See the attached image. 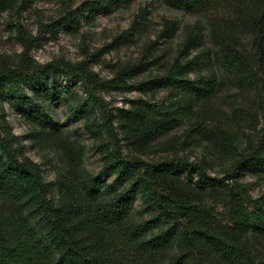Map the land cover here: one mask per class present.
<instances>
[{
	"label": "trees",
	"instance_id": "1",
	"mask_svg": "<svg viewBox=\"0 0 264 264\" xmlns=\"http://www.w3.org/2000/svg\"><path fill=\"white\" fill-rule=\"evenodd\" d=\"M122 1L86 0L48 31L75 26ZM161 1L205 16L217 49L203 46L199 23L186 30L179 53L168 63L152 57V42L145 57L121 64L111 80L145 95L128 107L100 106L96 91L104 82L86 59H31L30 39L21 38V59L0 66V97L26 108L29 120L42 125L35 132L45 136L63 133L58 123L46 125L51 121L47 100L68 101L59 97L63 90L74 94L55 77L80 83L85 96L68 101V109L85 119L102 159L97 174L86 172L79 147L61 140L55 198L40 163L24 155L18 136L0 121V195L7 202L0 206V264H264V254L250 239L251 233L264 236V190L254 195L251 183L240 181L248 174L264 183V0ZM147 13L140 9L132 29ZM176 29L167 20L159 37L170 38ZM236 31L249 34L251 51L238 46ZM218 67L239 93L251 95L255 133L244 134L236 117L206 116L201 103L220 90ZM140 75L144 78L129 83ZM160 91L166 95L156 99ZM93 104L102 109L101 121L88 118ZM183 125L190 144L207 142L204 158L144 160L133 152ZM220 161L227 162L223 175H211L208 168ZM136 197L143 206L139 214Z\"/></svg>",
	"mask_w": 264,
	"mask_h": 264
},
{
	"label": "rangeland",
	"instance_id": "2",
	"mask_svg": "<svg viewBox=\"0 0 264 264\" xmlns=\"http://www.w3.org/2000/svg\"><path fill=\"white\" fill-rule=\"evenodd\" d=\"M86 0H0V66L12 65L22 58L25 46L21 38L30 39L28 56L37 62L46 63L56 59H63L71 63H77L86 59L89 67L104 84L97 88L96 94L102 102L101 107L115 109L128 107L130 100L145 96L138 90H126L116 86L117 68L126 62H136L147 55L146 48L152 42H156L153 48L154 56H159V61L169 62L180 51L186 30L199 23L204 29V45L215 52V39L210 31L208 20L203 15L187 13L170 7L161 0H125L117 2L109 12L100 11L93 18L82 19L75 26H64L57 32H49L48 29L56 25V21L65 16L70 8H76ZM148 13L145 18L139 20L132 29V22L140 9ZM174 22L177 29L170 38L159 37L166 21ZM52 25V26H50ZM130 32L124 35L123 31ZM238 46L251 51L249 34L238 33ZM144 55V56H143ZM219 66V65H218ZM222 81L219 92L214 98L201 103L207 108V117L232 119L242 127L244 134L255 133L250 128L256 122V110L252 105L251 95L239 93L227 75L218 67ZM57 83L62 87L68 85L70 91L63 90L59 97L67 96L69 102H73L77 95L85 96L80 83L68 82L63 76L57 75ZM144 78L140 75L128 79L133 83ZM49 81V80H48ZM26 88L31 91L33 84ZM165 91H160L156 99H162ZM68 101L47 100L51 121L46 122L47 127L58 123L62 128L61 138L45 136L41 132L36 133L42 125L29 120L26 108L18 106L9 100L0 97V121H6L11 132L18 136L24 155L40 163L44 172V178L50 183V195L57 197L55 185L56 167L60 161L61 140L74 144L78 151L82 152L84 171L97 174L102 165V159L97 151L96 140L85 126V119L80 115L71 114L68 109ZM94 105V104H93ZM94 105L90 111L89 119L99 118L101 121L102 109ZM187 125L177 127L159 136L137 156L144 159H159L168 156H180L190 161L204 158V150L207 142L192 143L186 134ZM123 152H129L123 147ZM227 162L220 161L208 168L211 175L222 176ZM105 181L112 182L113 176H101ZM241 182H250L251 193L256 195L264 190V183L256 180L251 175H244ZM4 198L0 195V206H4ZM143 206L139 197L134 200V211L139 214ZM216 213L222 215V208L216 207ZM251 242L264 254V236L250 235Z\"/></svg>",
	"mask_w": 264,
	"mask_h": 264
}]
</instances>
